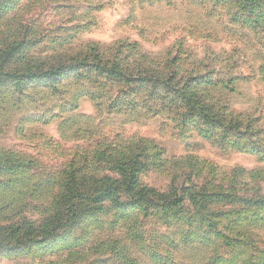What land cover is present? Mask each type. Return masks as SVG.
Segmentation results:
<instances>
[{
  "label": "rangeland",
  "instance_id": "obj_1",
  "mask_svg": "<svg viewBox=\"0 0 264 264\" xmlns=\"http://www.w3.org/2000/svg\"><path fill=\"white\" fill-rule=\"evenodd\" d=\"M235 6L0 0V264H264V150L203 137L166 114L116 106L118 97L129 100V83L87 67L95 48L111 58L121 44L123 58L131 45L196 76L233 77L211 94L251 120L264 144V33L233 22ZM78 54L81 66L65 72ZM45 70L57 72L35 78ZM131 143L140 157L158 151L164 165L147 164L139 182L175 190L183 201L170 211L178 215L131 207L125 195L123 204L72 196L67 213L69 198L59 199L69 174L118 178L109 153Z\"/></svg>",
  "mask_w": 264,
  "mask_h": 264
},
{
  "label": "trees",
  "instance_id": "obj_2",
  "mask_svg": "<svg viewBox=\"0 0 264 264\" xmlns=\"http://www.w3.org/2000/svg\"><path fill=\"white\" fill-rule=\"evenodd\" d=\"M214 1L221 3L226 0ZM228 1H232L236 5L232 14L233 22L246 26L256 35L264 33V0ZM123 46L116 45L119 56L114 55L111 58L102 57L100 54L102 50L99 51L91 46L88 49H94L96 54L95 56L87 54V58H91L92 64L91 67L87 66L88 68L101 71L116 81L129 83V100L118 97L115 100L116 106H128L129 104L132 109H139V111L143 109L154 111L157 114H166L180 127L193 128L203 137L216 135L219 141L224 144L242 145L255 153L264 150L261 138H255L261 130H256L251 120L244 121L241 113H233L228 110L226 103L211 94L212 88L226 87L233 83V77L228 78L227 81H223L225 79L220 77L215 80L213 72L209 70L203 75L196 76L193 72L195 69L183 70L173 59L157 60L139 52L135 54L132 52L131 45L126 47L129 49V53H127L129 56L123 58L120 56V51L123 53ZM134 55L136 57H133ZM81 57L82 54H78L73 63L64 65L63 67L68 69L64 71L75 73L83 63ZM60 70L62 71V68ZM55 72L57 71L45 70L35 78L52 77ZM126 75H129V78ZM136 95H140L141 102L135 101ZM134 146V143H131L129 147L125 148L126 151L120 152L112 149L113 151L109 153V155L115 156L111 165L116 166L118 178L106 175L100 178L88 177L76 171L71 172L72 174L69 175L73 176V180H71V184L65 185L59 199L62 203L67 200V197L69 198L67 213H71V209L74 208L73 199L75 196H85L88 199L101 197L117 204H123L122 196L125 195L131 207L145 211L159 207L164 212H170L172 216L178 215L180 210L170 211L173 210L172 208H178L183 201L175 190L163 193L155 188L141 185L139 182V173L147 164L164 165L158 151L154 150L153 154L145 153L140 157L138 156L139 148ZM149 146L152 147L151 144ZM106 150L98 152L99 159L104 158ZM190 163L189 161L187 164ZM82 179L84 181L89 179L87 185L79 186V181ZM83 191L86 193L84 194ZM189 196L194 199L192 194ZM51 230H48L47 233H50Z\"/></svg>",
  "mask_w": 264,
  "mask_h": 264
}]
</instances>
